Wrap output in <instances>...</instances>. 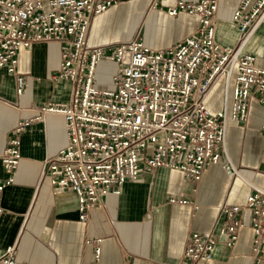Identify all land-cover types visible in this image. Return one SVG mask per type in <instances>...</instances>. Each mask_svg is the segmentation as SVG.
<instances>
[{"label":"built area","instance_id":"2783aa9c","mask_svg":"<svg viewBox=\"0 0 264 264\" xmlns=\"http://www.w3.org/2000/svg\"><path fill=\"white\" fill-rule=\"evenodd\" d=\"M117 0H0V68L16 73L18 53L39 42H59L61 62L52 80L73 82L67 104H46L41 116L61 113L67 144L44 161L41 179L53 192L72 189L78 197L80 220L105 203L108 194H120L127 181L142 172L166 167L179 170L197 183L207 168L222 164L234 179L240 167L230 159L227 130L230 120L245 122L248 104L256 96L264 108V59L246 49L264 24V0H240L233 12L240 37L237 45L217 40L219 0H152L150 9L163 7L170 16L194 15L198 25L179 42L162 49L147 45L141 34L116 43L92 45L88 30L94 16ZM113 66L110 84L102 87L99 66ZM224 78L231 104L212 113L207 97ZM26 77L17 75V92ZM27 122L12 129L1 159L10 176L0 183V219L3 190L15 180L22 153L21 134ZM264 135V121L262 124ZM252 188L243 202H224L213 228L193 232L179 264H207L221 241L234 246L252 214L251 264H264V186L246 180ZM195 189V188H194ZM171 203L193 204L188 195H172ZM197 207V206H196ZM101 238L95 240V259L101 256ZM0 264H29L16 258V245L0 255Z\"/></svg>","mask_w":264,"mask_h":264},{"label":"crops","instance_id":"0c3cea01","mask_svg":"<svg viewBox=\"0 0 264 264\" xmlns=\"http://www.w3.org/2000/svg\"><path fill=\"white\" fill-rule=\"evenodd\" d=\"M152 0H117L105 12L94 16L88 30L92 45L129 40L138 33L154 49L179 42L195 31L198 18L180 13L168 15L163 7L150 9ZM240 0H219L217 40L237 45L240 32L233 12ZM149 21V26L143 24ZM256 31L246 49L264 59V39ZM59 42H39L18 53L16 73L0 68V183L10 176L1 155L12 129L27 122L21 134L22 159L15 180L3 190L4 211L0 219V255L16 245V258L29 264H179L193 232L213 228L219 207L226 201L243 202L252 188L246 179H234L213 164L193 183L179 170L160 167L142 172L127 181L120 194H108L105 203L79 218L78 197L74 190L54 193L48 178L41 179L44 161L67 144V128L61 113L41 116L46 104L63 105L71 100L73 82L52 80L61 62ZM112 72L113 66L102 62ZM27 81L17 92V75ZM231 104L226 99L224 78L210 90L207 105L212 113ZM245 122L230 120L227 148L232 161L244 176L264 186V108L253 96ZM195 188V189H194ZM172 195H188L193 204L171 203ZM197 206V207H196ZM245 227L238 242L228 246L221 241L207 264H251L252 214L245 212ZM101 238V256L95 259V240Z\"/></svg>","mask_w":264,"mask_h":264},{"label":"rangeland","instance_id":"374dc122","mask_svg":"<svg viewBox=\"0 0 264 264\" xmlns=\"http://www.w3.org/2000/svg\"><path fill=\"white\" fill-rule=\"evenodd\" d=\"M143 26L146 29V27L149 26V21H146L143 24ZM258 38L261 39V40L264 39V28L259 33ZM99 77H100L101 86L102 87H108V85L110 84V79H111L110 69L107 66H103L102 70L100 71Z\"/></svg>","mask_w":264,"mask_h":264},{"label":"bare ground","instance_id":"6f19581e","mask_svg":"<svg viewBox=\"0 0 264 264\" xmlns=\"http://www.w3.org/2000/svg\"><path fill=\"white\" fill-rule=\"evenodd\" d=\"M230 159H231V158H230ZM232 162H233V161H232ZM233 163H234V162H233ZM234 164H235V163H234ZM239 173H240V177H243L244 179H246V180L248 181V179L244 176L242 170H240Z\"/></svg>","mask_w":264,"mask_h":264}]
</instances>
